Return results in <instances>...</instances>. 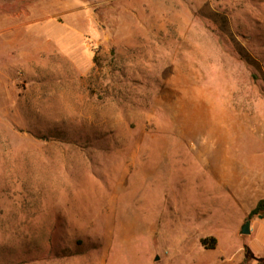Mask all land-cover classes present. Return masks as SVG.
I'll list each match as a JSON object with an SVG mask.
<instances>
[{
	"label": "rangeland",
	"instance_id": "rangeland-1",
	"mask_svg": "<svg viewBox=\"0 0 264 264\" xmlns=\"http://www.w3.org/2000/svg\"><path fill=\"white\" fill-rule=\"evenodd\" d=\"M259 198L264 0H0V264H264Z\"/></svg>",
	"mask_w": 264,
	"mask_h": 264
},
{
	"label": "trees",
	"instance_id": "trees-1",
	"mask_svg": "<svg viewBox=\"0 0 264 264\" xmlns=\"http://www.w3.org/2000/svg\"><path fill=\"white\" fill-rule=\"evenodd\" d=\"M261 215L264 218V199H261L258 201L257 205L255 208L250 212L248 218L252 219L255 216ZM210 242V244L208 243ZM202 245L207 249V250H213L215 249L216 245V239H205L202 241Z\"/></svg>",
	"mask_w": 264,
	"mask_h": 264
},
{
	"label": "water",
	"instance_id": "water-1",
	"mask_svg": "<svg viewBox=\"0 0 264 264\" xmlns=\"http://www.w3.org/2000/svg\"><path fill=\"white\" fill-rule=\"evenodd\" d=\"M260 217H262V216H260ZM240 233L242 235H248L251 233V219L250 218H248L246 220V222L243 224V226L241 227Z\"/></svg>",
	"mask_w": 264,
	"mask_h": 264
},
{
	"label": "crops",
	"instance_id": "crops-1",
	"mask_svg": "<svg viewBox=\"0 0 264 264\" xmlns=\"http://www.w3.org/2000/svg\"><path fill=\"white\" fill-rule=\"evenodd\" d=\"M259 200H261V198H259V199L255 200V201L251 202V205H249V208H245V209H247L246 210L247 212L245 213L247 216H249L250 212L255 208V206L257 205V203H258ZM247 216H245V217H247ZM258 264H263V263H258Z\"/></svg>",
	"mask_w": 264,
	"mask_h": 264
}]
</instances>
